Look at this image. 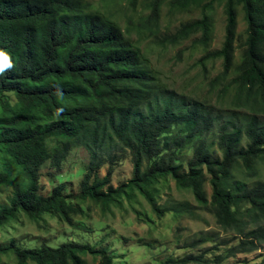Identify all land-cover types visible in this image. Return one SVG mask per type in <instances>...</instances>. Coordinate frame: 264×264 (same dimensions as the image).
Here are the masks:
<instances>
[{
  "label": "trees",
  "instance_id": "1",
  "mask_svg": "<svg viewBox=\"0 0 264 264\" xmlns=\"http://www.w3.org/2000/svg\"><path fill=\"white\" fill-rule=\"evenodd\" d=\"M130 1L135 7L137 0ZM216 1L150 0L149 14L140 25L154 32L165 3L175 11L201 7V18L181 24L162 43L177 44L201 33L194 43L208 47L213 36L208 10ZM239 6L247 22L246 39L237 75L226 90L235 86L237 104L251 109L246 119L173 95L163 106L156 97L153 106L154 90L148 85L155 79L130 40V31L86 0H0V61L9 59L12 65L0 73V151L5 164L27 178L12 181L9 172H0V185L12 188L8 203L0 207V227L19 214L33 221L57 214L74 226L73 216L83 213L77 200L107 208L136 192L163 218L168 211L178 212L156 198L160 182L171 178L193 194L197 208L212 215L224 235L213 232L195 239L188 249L200 251L211 245L157 264H225L262 250L264 181L248 185L235 179L234 171L241 165L252 175L257 161L264 159V0H225L223 44L200 62L222 58L223 70L214 81L228 76L234 64ZM12 94L15 105L10 103ZM211 135L216 138L212 143ZM75 144L92 153L81 193L64 194L63 184L48 196L39 193L40 168L48 161L60 166ZM212 145L222 152L221 158L213 155ZM114 150L128 152L133 165L132 178L118 187L110 181ZM188 150H193L192 157L184 164L180 156ZM107 161L109 169L101 179L99 170ZM6 254L17 264H90L88 256L98 264H114L117 259L107 247L75 240L35 248L10 241L0 245V255ZM260 256L264 264V254Z\"/></svg>",
  "mask_w": 264,
  "mask_h": 264
},
{
  "label": "rangeland",
  "instance_id": "2",
  "mask_svg": "<svg viewBox=\"0 0 264 264\" xmlns=\"http://www.w3.org/2000/svg\"><path fill=\"white\" fill-rule=\"evenodd\" d=\"M94 10L104 16L111 17L119 26L128 32L130 40L140 50L146 64L152 71L154 81V96L151 98L153 106L158 97L163 106L167 96L185 98L188 102L201 100L210 104L216 113L225 115L236 114L246 119L252 114L249 107L237 104L235 100V86H226L237 75L236 67L242 61V52L246 39L247 22L241 6L238 7V28L236 51L233 67L227 77L215 83L214 79L223 70L222 58L209 59L200 62L201 57L209 51L221 48L225 35L226 14L225 0H217L209 14L213 17V36L208 47L195 44L194 39L201 33L193 34L177 44H163L162 38L176 32L181 24L197 20L202 16L201 7L192 6L185 11L172 10L168 3L162 6L161 18L154 32L140 25L149 14L150 0H137L134 7L130 0H86ZM182 51L179 55L178 52ZM2 62V61H0ZM136 86V85H134ZM11 105L17 100L10 95ZM2 108L0 106V114ZM216 138L211 135L209 142ZM51 149L54 147L50 143ZM213 155L222 157V152L216 145L211 146ZM193 150H188L180 156L186 164L192 157ZM115 169L110 179L114 187L132 178L133 165L128 152L114 150ZM92 159L91 151L84 145L75 144L60 166L48 161L40 168V191L44 196L51 194L54 187L63 184L64 194L79 195L81 182L86 166ZM5 155L0 151V172L7 171L12 175V181L26 176L14 166L5 163ZM110 162L99 170V177L106 176ZM234 178L253 185L257 181H264V159L256 163L255 172L249 175L241 166L234 171ZM209 197L212 190L207 185ZM12 194L11 185H0V207L8 203ZM156 198L167 209L176 208L178 212L168 211L163 218H158L151 206L139 193L118 198L116 203L104 208L102 204L91 200H77L83 213L73 216L74 226L69 225L57 214H44L39 220L33 221L19 214L15 220L0 227V245H7L14 241L23 248H35L42 244L53 247L75 240L83 244H90L98 248L107 247L117 256L114 264H157L169 257H183L188 253H198L210 243L205 244L200 251L190 250L187 245L195 239L205 237L210 233H224L220 231L212 215L197 208L193 194L179 188L171 178L162 180L157 187ZM191 209V210H190ZM79 226L76 229L75 226ZM262 250L239 255L228 260L225 264H260ZM90 264H98L99 260L88 256ZM0 264H17L11 254L0 255ZM29 264H35L29 262Z\"/></svg>",
  "mask_w": 264,
  "mask_h": 264
},
{
  "label": "clouds",
  "instance_id": "3",
  "mask_svg": "<svg viewBox=\"0 0 264 264\" xmlns=\"http://www.w3.org/2000/svg\"><path fill=\"white\" fill-rule=\"evenodd\" d=\"M11 61L9 59H4L2 62H0V73L4 72L7 68H10Z\"/></svg>",
  "mask_w": 264,
  "mask_h": 264
}]
</instances>
